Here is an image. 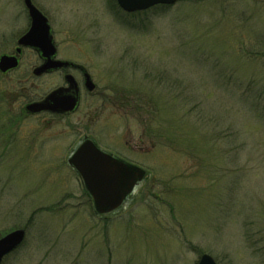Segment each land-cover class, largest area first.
I'll use <instances>...</instances> for the list:
<instances>
[{
    "label": "rangeland",
    "instance_id": "rangeland-1",
    "mask_svg": "<svg viewBox=\"0 0 264 264\" xmlns=\"http://www.w3.org/2000/svg\"><path fill=\"white\" fill-rule=\"evenodd\" d=\"M33 2L97 88L77 69L35 78L30 49L0 73V238L26 230L3 264H264V0ZM30 23L23 0H0V57ZM65 73L78 110L27 113ZM86 136L147 170L115 212L95 211L68 164Z\"/></svg>",
    "mask_w": 264,
    "mask_h": 264
},
{
    "label": "water",
    "instance_id": "water-1",
    "mask_svg": "<svg viewBox=\"0 0 264 264\" xmlns=\"http://www.w3.org/2000/svg\"><path fill=\"white\" fill-rule=\"evenodd\" d=\"M176 2L177 0H117L119 7L127 13L145 11L158 5H174ZM24 3L31 19V26L19 38L17 54L22 52V48H30L38 53L42 63L33 70V74L38 77L67 68L80 70L84 76L85 89L93 92L97 85L85 66L58 58V48L49 19L32 0H24ZM18 66L17 55L0 57V72L6 73ZM64 81L65 86L57 87L43 99L27 104L25 110L33 115L45 112L64 115L75 112L81 100L80 85L70 73L65 74ZM68 164L82 178L99 214L118 209L147 176L146 170L101 150L88 136L68 158ZM25 236V229L19 228L0 238V264L6 255L24 241ZM197 264L218 263L210 254L205 253Z\"/></svg>",
    "mask_w": 264,
    "mask_h": 264
},
{
    "label": "flooded vegetation",
    "instance_id": "flooded-vegetation-1",
    "mask_svg": "<svg viewBox=\"0 0 264 264\" xmlns=\"http://www.w3.org/2000/svg\"><path fill=\"white\" fill-rule=\"evenodd\" d=\"M30 27V26H29ZM18 47V46H17ZM17 47H16V49H17ZM15 49V50H16ZM24 51V50H23ZM23 51H22V54H23ZM14 54H16V52H12V53H9V55H14ZM22 54H20V56H19V59H20V63H21V55ZM62 71H66V69H64V70H62ZM10 72H12V71H8L7 73H5V74H3V75H8Z\"/></svg>",
    "mask_w": 264,
    "mask_h": 264
}]
</instances>
